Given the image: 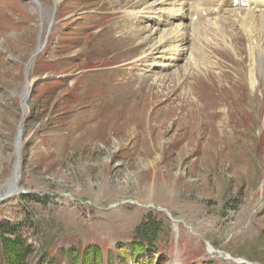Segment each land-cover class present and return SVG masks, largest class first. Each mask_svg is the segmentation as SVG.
<instances>
[{
	"label": "rangeland",
	"instance_id": "rangeland-1",
	"mask_svg": "<svg viewBox=\"0 0 264 264\" xmlns=\"http://www.w3.org/2000/svg\"><path fill=\"white\" fill-rule=\"evenodd\" d=\"M223 4L181 21L178 62L136 61L180 26L142 18L170 0H0V243L22 264H264V27L240 24L264 13Z\"/></svg>",
	"mask_w": 264,
	"mask_h": 264
},
{
	"label": "bare ground",
	"instance_id": "bare-ground-1",
	"mask_svg": "<svg viewBox=\"0 0 264 264\" xmlns=\"http://www.w3.org/2000/svg\"><path fill=\"white\" fill-rule=\"evenodd\" d=\"M181 1H183V0H170V2H171V4L173 3V7L176 5V8L175 9H171L169 12H164V14H162V15H160V16H162L163 18H164V20H169V21H182L184 18H185V6L187 5V3L186 2H181ZM205 2H208V1H210L211 3H212V1L213 2H220V5H219V8H218V13L220 12V10H221V8H222V3L223 2H225L224 0H204ZM240 3L241 2H247L248 3V5H249V7H251V6H253L254 7V9L255 8H257V9H259L260 10V12L261 13H264V0H238ZM55 3H56V5L58 4V2L57 1H55ZM191 3V2H190ZM162 4V3H161ZM156 5V3H154L153 4V6L152 7H154ZM238 7V9H240V10H242V8L240 7V5H238L237 6ZM148 8V7H147ZM213 8L214 7H211V8H209V9H200V8H198L197 10H196V13L194 14V15H197V14H199V16H198V18L200 19V15L202 14V11H204L205 12V14L207 13V14H209V15H211V12L213 11ZM250 9V8H249ZM151 10V9H150ZM237 12V10L236 11H233V12H231V13H236ZM255 12L256 11H252V13H251V15L248 17V18H243V20H242V23H240L241 25H242V27L244 28V30H245V32L247 33V34H249L252 30H257V29H255V27H259L260 29L262 28V27H264V21H262L261 22V17L259 16V17H256L255 16ZM260 13V14H261ZM151 17H144V16H142V18L143 19H146V20H151V19H153L155 16H158V14L157 13H155L153 10L151 11ZM164 15V16H163ZM152 16H154V17H152ZM193 16V15H192ZM256 18H258V20H256ZM157 20H159L158 18H156ZM155 19V20H156ZM152 21H154V20H152ZM163 23V22H162ZM215 25H216V23H215ZM255 25H257V26H255ZM183 26V25H182ZM218 27V25H216V28ZM155 29H157V28H155ZM155 29H154V32H155ZM263 30V29H262ZM163 31V30H162ZM162 31H160V30H158L157 29V32L158 33H162ZM254 32V31H253ZM1 34V33H0ZM190 38H191V34H190ZM188 39V36H187V34L186 33H184V31H183V27H181V25L180 26H176V30L174 31V33L171 35V34H163V35H161L160 36V39H158V41H157V46L154 48V47H152V46H150V48L151 49H146V51H145V53H143V56H141L140 58H137L136 59V61H138L139 59H146V61H149V60H151L152 61V59H154V60H156V58H151V57H148V56H150V55H152V52H154L157 48H160V47H163L166 43H168V45H172V47H175V49L172 51V52H174L175 53V55L174 56H177V61L178 60H181V59H179V58H181V52L183 51V50H177V48H179V45H175L174 43H175V41L177 42V43H179V42H183L184 40H185V42L186 41H188L187 40ZM222 39V38H221ZM5 40V39H4ZM149 41L151 40L150 38L148 39ZM263 41V40H262ZM42 44L43 43H40V44H38V47L36 48V50H35V55L36 54H38L41 50H42ZM219 46V45H218ZM263 47V46H262ZM255 49V48H254ZM263 52H264V50H263ZM212 53V52H211ZM250 55H251V58H252V61H253V58H254V53H253V51H252V49H251V52H250ZM249 55V56H250ZM207 57V56H206ZM31 60H33V59H31ZM32 63V61H29V66H30V64ZM210 63V62H209ZM152 65H154V64H152ZM151 65V66H152ZM207 66V65H206ZM212 67V66H211ZM255 67V66H254ZM197 68V67H196ZM193 69V68H192ZM201 70V69H200ZM211 70H213V69H211ZM193 71H195V70H193ZM209 72H210V70H209ZM198 73V72H197ZM206 73V72H205ZM256 73V72H255ZM187 76H190V75H192V73L191 72H189V73H187L186 74ZM212 75V74H211ZM140 76V75H139ZM177 76V75H176ZM210 76V75H209ZM178 77V76H177ZM147 79V78H146ZM163 79V78H162ZM162 79H160V80H162ZM164 79H166V78H164ZM188 79V78H187ZM186 79V80H187ZM145 80V79H144ZM143 80V81H144ZM157 81V80H156ZM159 81V80H158ZM165 81H167V80H165ZM189 81V80H188ZM187 81V82H188ZM163 83V82H162ZM249 84H250V87L252 88V89H256V86H257V79H256V76H255V74H254V69H251V72H250V82H249ZM30 81L29 80H27V82H25V84H24V91H23V93L20 95V101H21V103L24 105L25 104V101H26V98H27V95H28V91H29V88H30ZM184 85V84H183ZM184 87V86H183ZM221 87V86H220ZM182 90V89H181ZM189 91V90H188ZM182 92V91H181ZM186 92V91H185ZM174 96V95H173ZM218 102V101H217ZM200 103V102H199ZM205 103V102H204ZM202 105V104H201ZM202 107H204V106H202ZM209 107H211V105L209 106ZM198 108V107H197ZM206 108V107H205ZM204 109V108H203ZM207 109V108H206ZM205 109V110H206ZM25 110V107L23 108V111ZM195 110V109H194ZM197 111V110H196ZM209 112V111H208ZM216 113H214V115H215ZM217 115V114H216ZM203 118V117H202ZM223 121V120H222ZM16 151H17V153H18V151H19V143H18V141L16 142ZM17 172H18V159L16 160V161H14V165H13V168H12V171H11V175H10V177L11 178H9V180H11V181H14V180H16L17 179V177H16V175H17ZM13 185V183L12 182H10V183H8V184H5V185H3V186H1L0 187V198H3V197H8V196H10L11 194H13V192L14 193H16L17 192V189H15V186H12ZM187 230L190 232V233H192V234H195V232L194 231H192L191 230V228H187ZM207 251H208V253H214V252H216L211 246H209V245H207ZM218 253V252H217ZM230 259H233V258H230ZM234 261H236L237 262V264H252V263H249V262H245V261H241L240 259L239 260H236V259H233ZM233 261V262H234Z\"/></svg>",
	"mask_w": 264,
	"mask_h": 264
},
{
	"label": "trees",
	"instance_id": "trees-1",
	"mask_svg": "<svg viewBox=\"0 0 264 264\" xmlns=\"http://www.w3.org/2000/svg\"><path fill=\"white\" fill-rule=\"evenodd\" d=\"M140 235L143 236L142 233ZM144 236H146V237H144V242H142V243L138 242V243H136V245H134V247H132L133 248L132 253H133L134 258L136 256L142 254L145 251V247L147 248V250H150V253H151V251L152 252L154 251L153 241H152L154 238V235L149 237L146 233H144ZM0 251L2 252V255L4 256L5 264L6 263H8V264H22L20 261L22 254H21L20 250L14 246V242H12L10 239H3V244L0 243ZM154 253H155V251H154ZM98 255H99V253H98ZM98 257L96 254H94V258H98ZM85 259H84V262H85ZM87 261L88 260L86 259V264H87ZM84 262H83V264H84ZM161 263H162V259L160 258L156 262V264H161Z\"/></svg>",
	"mask_w": 264,
	"mask_h": 264
}]
</instances>
